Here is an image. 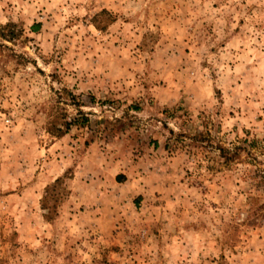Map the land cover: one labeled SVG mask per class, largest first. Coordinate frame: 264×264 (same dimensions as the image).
Returning <instances> with one entry per match:
<instances>
[{"label":"rangeland","instance_id":"obj_1","mask_svg":"<svg viewBox=\"0 0 264 264\" xmlns=\"http://www.w3.org/2000/svg\"><path fill=\"white\" fill-rule=\"evenodd\" d=\"M0 264H264V0H0Z\"/></svg>","mask_w":264,"mask_h":264}]
</instances>
